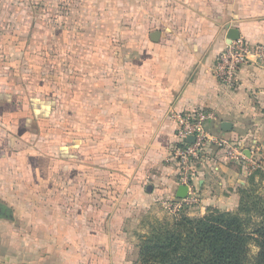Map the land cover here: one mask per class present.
I'll return each instance as SVG.
<instances>
[{
	"label": "crops",
	"instance_id": "1",
	"mask_svg": "<svg viewBox=\"0 0 264 264\" xmlns=\"http://www.w3.org/2000/svg\"><path fill=\"white\" fill-rule=\"evenodd\" d=\"M111 1L126 8L110 32L40 37L20 23L38 1L14 0L15 38L35 40L22 50L4 45L0 14V264L134 263V215L177 198V113H211L208 132L246 157L212 149L188 216L235 210L249 162L264 156V62L251 56L230 88L211 72L229 28L264 47V0ZM71 37L81 43L64 47Z\"/></svg>",
	"mask_w": 264,
	"mask_h": 264
},
{
	"label": "trees",
	"instance_id": "2",
	"mask_svg": "<svg viewBox=\"0 0 264 264\" xmlns=\"http://www.w3.org/2000/svg\"><path fill=\"white\" fill-rule=\"evenodd\" d=\"M245 193L240 191L235 211L181 214L152 227L139 243V264H264V197L257 200L260 219L248 229L242 216L250 211L244 208ZM251 242L258 248L252 258Z\"/></svg>",
	"mask_w": 264,
	"mask_h": 264
},
{
	"label": "rangeland",
	"instance_id": "3",
	"mask_svg": "<svg viewBox=\"0 0 264 264\" xmlns=\"http://www.w3.org/2000/svg\"><path fill=\"white\" fill-rule=\"evenodd\" d=\"M3 1V0H2ZM7 3L10 5L2 6V2H0V14H4L5 17L8 19L6 20V25L3 27L5 30H8L6 34V40L4 45L8 46L11 44V47H14L13 43H16L18 49L31 47V44H35V40L26 39L20 40L18 36L20 33H13L14 31V24H18L13 21L14 20V10L19 6H14V0H6ZM35 1V0H34ZM37 4H32L30 6H23L21 7V11H23V19H21L22 24V33L21 35H29L31 33H37L40 37L47 34L49 31H57L60 30L61 27L68 28L71 32L76 33H104L110 32V26L115 23V19L118 21L120 25L122 23L121 15L122 11H125V6L118 4L110 5L111 0H37ZM113 1V0H112ZM111 1V3H112ZM42 3V5H38ZM4 12V13H3ZM36 12L37 13V20L36 22H24V20L30 19V13ZM114 14L112 17L110 13ZM115 12L118 13L117 17ZM29 15V18L25 16ZM115 18V19H113ZM40 20V21H39ZM4 20L2 19V23ZM125 22V21H124ZM2 23L0 26L2 27ZM0 28V29H3ZM48 28V29H47ZM47 29V32H45ZM101 30V31H100ZM100 31V32H99ZM104 31V32H103ZM49 34V33H48ZM47 34V35H48ZM64 40V38H63ZM69 40H73L74 43L71 44H64L65 45H77L79 44V40L76 37L69 38ZM81 40V39H80ZM81 43V42H80ZM38 47H41L40 44H37ZM10 47V48H11ZM8 49V48H7ZM10 50V49H9ZM12 50V49H11ZM22 50V49H21ZM8 51V50H7ZM43 51V49H42ZM25 56L27 58V62L29 64L35 65L36 60L35 54L31 51H26L22 53L20 57ZM41 56V54H39ZM42 57L45 58V53L42 54ZM5 63L10 64L12 67H16L17 60L14 59V54L7 52ZM60 63V61H59ZM9 88L8 86H6ZM5 87V89H6ZM12 87V86H11ZM11 90V88H9ZM258 167L255 170H250L249 179L247 185L241 189V192H246L244 195L247 196L244 199V208L250 209L249 213H243L242 216L246 217V223L248 224V229H251L256 225L259 221L260 217L257 215V200L258 198L264 197V156L259 158ZM256 209V210H255ZM235 211V210H233ZM181 214H185L184 210L177 216L179 217ZM166 212L162 213H148V214H135L134 221L135 228H134V239H137V246L142 241V239L149 234L152 227L156 226L158 223H165V222H172L175 218ZM131 225L130 223L128 224ZM254 242L250 244L249 256L252 258L255 256L258 248L254 245ZM135 246L134 252L136 255V251H138L139 246ZM134 263L132 264H139L138 258L135 257Z\"/></svg>",
	"mask_w": 264,
	"mask_h": 264
},
{
	"label": "built area",
	"instance_id": "4",
	"mask_svg": "<svg viewBox=\"0 0 264 264\" xmlns=\"http://www.w3.org/2000/svg\"><path fill=\"white\" fill-rule=\"evenodd\" d=\"M264 62V47L249 45L243 39L229 41L217 55L211 72L213 76L227 87H234L240 69L251 61ZM177 121L176 137L179 145L171 151V157L177 166V178L180 185L186 186V196L172 200H162L161 208L173 217H177L186 207L198 203L196 167L206 158L213 148L226 147L227 159L245 160L242 151L223 138L208 132L206 122L212 119L211 113L203 110L183 112L173 115ZM192 136L193 141H188ZM258 162H249V171L258 167Z\"/></svg>",
	"mask_w": 264,
	"mask_h": 264
},
{
	"label": "water",
	"instance_id": "5",
	"mask_svg": "<svg viewBox=\"0 0 264 264\" xmlns=\"http://www.w3.org/2000/svg\"><path fill=\"white\" fill-rule=\"evenodd\" d=\"M238 35H239V32L237 29L229 28L226 36L229 39V41H231V40H235L238 37ZM228 125H229L228 123H222L221 127L222 129H226ZM188 141L192 142L193 137L192 136L188 137ZM176 196L177 198L185 197L186 196V186L180 185Z\"/></svg>",
	"mask_w": 264,
	"mask_h": 264
}]
</instances>
